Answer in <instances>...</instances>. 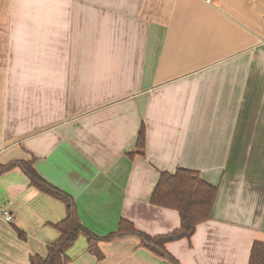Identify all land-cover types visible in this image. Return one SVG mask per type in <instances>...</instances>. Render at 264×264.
Segmentation results:
<instances>
[{
	"label": "crops",
	"instance_id": "crops-1",
	"mask_svg": "<svg viewBox=\"0 0 264 264\" xmlns=\"http://www.w3.org/2000/svg\"><path fill=\"white\" fill-rule=\"evenodd\" d=\"M16 161L100 239L121 221L177 230L150 197L160 173L195 171L217 187L211 218L166 251L248 264L264 244V0H0V166ZM2 211L0 264L45 258L64 203L14 167L0 174ZM95 247L100 258L79 236L67 264H172L133 236Z\"/></svg>",
	"mask_w": 264,
	"mask_h": 264
},
{
	"label": "trees",
	"instance_id": "trees-1",
	"mask_svg": "<svg viewBox=\"0 0 264 264\" xmlns=\"http://www.w3.org/2000/svg\"><path fill=\"white\" fill-rule=\"evenodd\" d=\"M136 147L137 153L143 155L145 147L143 127L138 134ZM14 167L22 170L31 185L61 200L65 205L64 219L54 225L58 232V239L47 247L45 258L38 255L31 256L29 258L30 264H67L69 259L66 256V251L81 235L86 237L88 250L93 251L98 258L101 257L100 251L95 247L98 243L133 236L138 239L142 247L172 264H178L166 251V244L184 239L189 240L196 227L211 218L217 196V187L203 181L195 171L177 169L172 174L160 173L157 185L150 197V203L156 207L176 211L180 218L179 228L167 235L151 237L136 231L129 222L121 221L116 232L100 239L77 221L75 205L72 200L41 179L33 169V162L16 161L0 166V174ZM15 231L20 240H25L26 237L23 232L18 229ZM248 264H264V244H253Z\"/></svg>",
	"mask_w": 264,
	"mask_h": 264
},
{
	"label": "built area",
	"instance_id": "built-area-1",
	"mask_svg": "<svg viewBox=\"0 0 264 264\" xmlns=\"http://www.w3.org/2000/svg\"><path fill=\"white\" fill-rule=\"evenodd\" d=\"M206 1L209 3L211 2V0H206ZM0 216L8 223L12 220L11 214L7 211L0 212Z\"/></svg>",
	"mask_w": 264,
	"mask_h": 264
}]
</instances>
